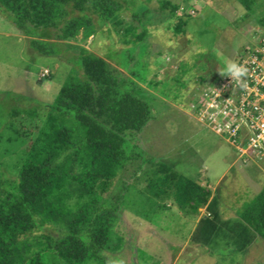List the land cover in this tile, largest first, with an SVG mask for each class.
<instances>
[{
    "label": "rangeland",
    "instance_id": "374dc122",
    "mask_svg": "<svg viewBox=\"0 0 264 264\" xmlns=\"http://www.w3.org/2000/svg\"><path fill=\"white\" fill-rule=\"evenodd\" d=\"M171 1L179 8H163L160 0H122L120 23L109 19L105 25L96 24L90 36L81 30L70 40L58 41V53L52 55L33 49L30 38L0 7V177H17L31 144L40 136L49 104L76 66L80 48L86 47L123 75L133 76L135 91L153 109L140 131L127 132L131 161L105 185L97 186L105 198L119 202L121 215L104 261L93 264H172L183 247L177 264H264L263 238L226 247L222 243L227 234L234 240L237 230L215 224L237 215L259 193L264 161L234 162L236 149L192 115L189 107L193 90L220 78L225 61L236 63L257 38H264L259 20L264 7L251 12L239 0ZM143 25L145 39L133 44L138 41L136 33L144 32ZM45 69L50 70L47 76ZM14 111L19 112L13 116ZM71 153V147L62 151L57 162ZM156 161L204 182L214 193V204L181 218L171 198L161 200L149 193ZM250 166L257 173L254 181L245 174ZM45 232L58 235L51 227Z\"/></svg>",
    "mask_w": 264,
    "mask_h": 264
},
{
    "label": "trees",
    "instance_id": "16d2710c",
    "mask_svg": "<svg viewBox=\"0 0 264 264\" xmlns=\"http://www.w3.org/2000/svg\"><path fill=\"white\" fill-rule=\"evenodd\" d=\"M239 1L251 12L264 7V0ZM160 3L163 8H179L171 0ZM0 7L30 38L33 49L52 55L58 53V41L70 40L81 30L90 36L96 24L105 25L109 19L120 23L123 2L0 0ZM259 20L264 24V16ZM143 27L133 44L145 39ZM136 86L133 76L123 75L107 58L80 48L76 66L49 104L40 136L31 144L17 177H0V264L104 261L103 253L110 249L120 223L121 207L101 195L97 186L105 185L131 161L127 132L140 131L153 115L150 101L135 91ZM70 147L73 153L57 162ZM153 164L148 181L152 196L171 198L186 214H198L208 203L211 190L200 182L165 162ZM239 216L264 239V186L239 210ZM49 227L58 235L46 233Z\"/></svg>",
    "mask_w": 264,
    "mask_h": 264
},
{
    "label": "built area",
    "instance_id": "2783aa9c",
    "mask_svg": "<svg viewBox=\"0 0 264 264\" xmlns=\"http://www.w3.org/2000/svg\"><path fill=\"white\" fill-rule=\"evenodd\" d=\"M237 64L246 67L240 89L231 77L222 75L214 82L191 92L190 113L229 142L244 163L264 161V38L246 48ZM50 73L45 69L43 76ZM210 216V213L207 214Z\"/></svg>",
    "mask_w": 264,
    "mask_h": 264
},
{
    "label": "crops",
    "instance_id": "0c3cea01",
    "mask_svg": "<svg viewBox=\"0 0 264 264\" xmlns=\"http://www.w3.org/2000/svg\"><path fill=\"white\" fill-rule=\"evenodd\" d=\"M237 153V151H236ZM241 161L240 158H239V155L237 153V158L234 162L236 161ZM242 163H244L243 161H241ZM249 163H252V162H248V163H244V164H249ZM250 165H256L258 166V168H260V164H257V163H253V164H250ZM250 168V169H249ZM228 169V168H227ZM227 169H225L222 174L220 175V178L226 173ZM245 174L251 178L253 181H254V177L257 173L256 171H254L253 169V166H250L248 167V169L245 170ZM219 178V179H220ZM201 183V182H200ZM202 185H204L207 189H209V187H207L204 182L201 183ZM210 190V189H209ZM261 190V188H260ZM214 193L211 192V197L208 201L207 204L203 205L201 208H200V211L202 209H207V208H210L214 202H215V196L213 195ZM177 212L179 211L180 213V216L181 218L182 217H185V216H190L186 213H184L183 211H181V209L178 207V209H176ZM205 211V210H204ZM204 211L202 213H204ZM203 215V214H202ZM176 216V215H175ZM200 218V217H199ZM198 218V219H199ZM224 218V217H223ZM222 218V219H223ZM215 224L218 226L217 228L219 227H225V229H235L237 230L235 232V239L234 240H229V237L230 235L227 234L228 238L222 243V245H225L226 247H232L233 245H236V244H239L240 241H242V243H244L245 240H247L246 244L250 245L251 242H254L253 240L257 237H261L256 231H254L248 224H246L242 219L241 217L239 216V212L237 215H233L231 214L230 217H225L224 218V222L220 223L219 221L215 222ZM227 231V230H226ZM262 238V237H261ZM203 237L199 239V241H202ZM205 239V238H204ZM203 239V240H204ZM189 239H187L188 241ZM244 240V241H243ZM245 244V245H246ZM247 245V246H248ZM243 247V246H242ZM245 249V248H243ZM184 247L181 248V252L177 253L175 255V260L172 264H177L178 260L180 259L181 257V254H182V251H184ZM227 250V249H225ZM229 251V250H228Z\"/></svg>",
    "mask_w": 264,
    "mask_h": 264
},
{
    "label": "clouds",
    "instance_id": "9594fccd",
    "mask_svg": "<svg viewBox=\"0 0 264 264\" xmlns=\"http://www.w3.org/2000/svg\"><path fill=\"white\" fill-rule=\"evenodd\" d=\"M246 72L247 69L244 65L230 61H225L222 70V74L231 77L240 89H246L248 87L247 81L242 80Z\"/></svg>",
    "mask_w": 264,
    "mask_h": 264
}]
</instances>
